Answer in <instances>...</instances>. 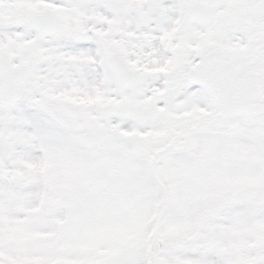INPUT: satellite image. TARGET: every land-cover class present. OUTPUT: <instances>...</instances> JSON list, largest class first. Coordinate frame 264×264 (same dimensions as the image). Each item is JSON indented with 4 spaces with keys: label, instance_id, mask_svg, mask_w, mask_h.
<instances>
[{
    "label": "snow or ice",
    "instance_id": "6c2138e0",
    "mask_svg": "<svg viewBox=\"0 0 264 264\" xmlns=\"http://www.w3.org/2000/svg\"><path fill=\"white\" fill-rule=\"evenodd\" d=\"M0 264H264V0H0Z\"/></svg>",
    "mask_w": 264,
    "mask_h": 264
}]
</instances>
